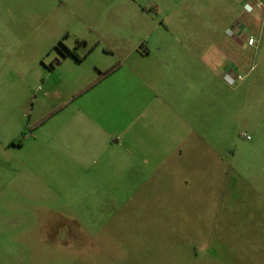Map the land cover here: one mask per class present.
<instances>
[{"label": "rangeland", "instance_id": "obj_1", "mask_svg": "<svg viewBox=\"0 0 264 264\" xmlns=\"http://www.w3.org/2000/svg\"><path fill=\"white\" fill-rule=\"evenodd\" d=\"M38 1L14 9L17 32L0 49V264H264V113L248 88L256 72L245 77L264 54V0H72L73 14ZM235 22L263 41L241 48V81L217 85V156L186 153L184 167L137 185L112 154L90 151L73 106L56 109L95 57L191 46V34L228 45ZM68 50L84 62L56 66Z\"/></svg>", "mask_w": 264, "mask_h": 264}, {"label": "crops", "instance_id": "obj_2", "mask_svg": "<svg viewBox=\"0 0 264 264\" xmlns=\"http://www.w3.org/2000/svg\"><path fill=\"white\" fill-rule=\"evenodd\" d=\"M28 1L33 7L38 6V0ZM60 1L73 14L72 0ZM239 1L243 4L244 0ZM24 5L25 0H0V49L6 48L9 37L17 32L14 9ZM247 21L258 25V19ZM215 37L213 33L187 35L192 40L191 46L183 43L182 47L171 50L147 44L143 50L134 48L111 63L95 57L90 73L81 71L69 76L68 83L73 89L69 99L56 109L62 111L73 106L69 114L90 136V151L101 153L103 158L112 154L111 160L130 171V182L137 185L150 183L163 170L184 167L186 153L194 155L207 150L217 156L209 136L210 117L216 112L218 100L217 85L226 86L225 74L239 73L247 57L244 59L241 53L246 44L243 38H230L228 45H218ZM261 37L260 32L259 41ZM202 40L213 42L202 49ZM81 41L88 44L85 39ZM94 43L97 45L99 41ZM248 47L254 54L259 51V46ZM70 51L55 60L56 66L73 57L77 67L85 56H93L95 49L84 57L75 50L80 59ZM115 65L113 72L103 75ZM253 68L248 69L245 77L256 72L248 88L250 97L256 99V107L259 105L254 109L263 114L264 54ZM224 100L226 103V97ZM257 119H264V115Z\"/></svg>", "mask_w": 264, "mask_h": 264}, {"label": "built area", "instance_id": "obj_3", "mask_svg": "<svg viewBox=\"0 0 264 264\" xmlns=\"http://www.w3.org/2000/svg\"><path fill=\"white\" fill-rule=\"evenodd\" d=\"M256 8L263 10L264 9V4L260 1H257ZM246 28L242 25L241 22H235V24L227 30V36L229 38H243L244 43H246L250 47H258L259 44V38L253 36V35H244ZM225 80L227 83L230 85L235 84L237 81H241L244 77L242 75H233L232 73H227L225 74ZM249 139V137H247Z\"/></svg>", "mask_w": 264, "mask_h": 264}, {"label": "trees", "instance_id": "obj_4", "mask_svg": "<svg viewBox=\"0 0 264 264\" xmlns=\"http://www.w3.org/2000/svg\"><path fill=\"white\" fill-rule=\"evenodd\" d=\"M70 54H72L74 57L80 59V57H78L74 51H70ZM116 68H117V65L113 66V67L110 68L107 72L103 73V75L105 76V75L110 74V73L113 72Z\"/></svg>", "mask_w": 264, "mask_h": 264}]
</instances>
